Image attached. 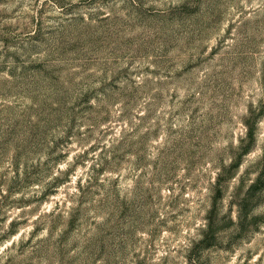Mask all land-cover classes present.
<instances>
[{"label":"rangeland","instance_id":"374dc122","mask_svg":"<svg viewBox=\"0 0 264 264\" xmlns=\"http://www.w3.org/2000/svg\"><path fill=\"white\" fill-rule=\"evenodd\" d=\"M0 264H264V0H0Z\"/></svg>","mask_w":264,"mask_h":264}]
</instances>
